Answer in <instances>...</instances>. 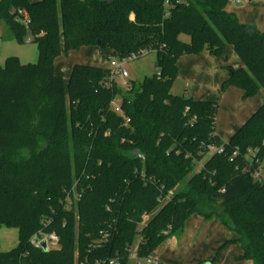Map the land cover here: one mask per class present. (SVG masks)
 <instances>
[{
	"label": "trees",
	"instance_id": "16d2710c",
	"mask_svg": "<svg viewBox=\"0 0 264 264\" xmlns=\"http://www.w3.org/2000/svg\"><path fill=\"white\" fill-rule=\"evenodd\" d=\"M229 1H0L16 41L38 47L37 62L10 56L0 66V226L18 229L0 264H151L193 213L236 235L220 250L238 242L239 260L264 264V181L245 171L250 149L264 160V102L225 142L217 100L173 91L181 56L218 57L228 44L244 66L227 65L220 90L264 89V32ZM85 46L129 61L155 53L156 72L125 88L109 84V68L77 63L66 82L56 57ZM210 143L224 151L209 153ZM39 230L56 232L60 247L31 244Z\"/></svg>",
	"mask_w": 264,
	"mask_h": 264
},
{
	"label": "crops",
	"instance_id": "0c3cea01",
	"mask_svg": "<svg viewBox=\"0 0 264 264\" xmlns=\"http://www.w3.org/2000/svg\"><path fill=\"white\" fill-rule=\"evenodd\" d=\"M247 4V0H230L228 8L234 11L242 22L246 23L247 13L244 7ZM246 24L254 25L260 29L257 25L260 23ZM87 47L96 48L97 46ZM100 49L101 54H103L102 51L104 50ZM93 51L98 55L99 50L94 49ZM234 53V47L228 44L222 55L218 57H212L208 53L183 55L178 59V75L175 80V83L180 81L181 84L185 85V92L190 97L199 100H217L219 102L215 133L225 142L230 140L234 133L264 102V89H260L251 97H246L242 89L234 86L227 88L225 91L220 90L223 81L229 75L226 66L229 64L236 68L244 66L240 57L235 56L236 53ZM86 63L108 68L107 65L95 61ZM73 66L67 61H56L55 72L66 81ZM235 237L236 235L231 234L219 218L205 219L202 215L193 213L186 220L182 234L179 237L172 236L166 239L152 252L150 257L160 264H172L176 257L182 261L213 264L212 262L209 263L211 260L207 257L209 252L222 246L228 239ZM238 245L239 248L228 250L229 252L224 255L221 264H252L248 260L238 259V255L242 253L241 244L238 243Z\"/></svg>",
	"mask_w": 264,
	"mask_h": 264
},
{
	"label": "rangeland",
	"instance_id": "374dc122",
	"mask_svg": "<svg viewBox=\"0 0 264 264\" xmlns=\"http://www.w3.org/2000/svg\"><path fill=\"white\" fill-rule=\"evenodd\" d=\"M247 6L244 7V10L247 13L246 23H260L258 27L261 31L264 32V0H247ZM31 37L28 38V41L25 43H18L13 36V33L10 27L6 24L3 19H0V66L4 65L6 59L10 56H17L22 63H35L38 60V47L37 43L31 41ZM188 39V38H186ZM101 47H81L79 49L72 50H64L59 56L56 57L55 62H63L67 61L68 63L74 65L77 63L87 64L88 61H95L96 63L107 65L110 67V59L111 52L109 50H105L103 54H101ZM99 50L98 55L94 53L93 50ZM236 53V52H235ZM234 53V54H235ZM95 55V56H93ZM235 56H238L237 53ZM239 57V56H238ZM126 68L129 72V77L126 79L117 77V82L119 85L122 84L123 81L135 80L137 82L142 81L146 76H152L156 72L155 67V53H150L144 55L140 58L133 59L127 62ZM67 81V79H66ZM173 91L175 93H186L185 85L181 84L180 81H176ZM209 156V155H208ZM208 156L205 157L208 158ZM264 175V171H263ZM184 185L179 187L177 190L183 189ZM176 190V191H177ZM175 192V191H174ZM151 215H147L145 217V221H147ZM231 234H234L229 230ZM18 244V229L15 227H10L7 225L0 226V248L3 251H9L13 249ZM135 248V247H134ZM235 250L239 248L237 242H232L229 245L225 246L220 250V247L215 248L213 251L209 252V259L212 260L213 264H221V260L225 254H228L229 249ZM135 249H132L134 252ZM172 264H199L196 262L190 261H182L176 257Z\"/></svg>",
	"mask_w": 264,
	"mask_h": 264
},
{
	"label": "built area",
	"instance_id": "2783aa9c",
	"mask_svg": "<svg viewBox=\"0 0 264 264\" xmlns=\"http://www.w3.org/2000/svg\"><path fill=\"white\" fill-rule=\"evenodd\" d=\"M1 1V0H0ZM263 1V0H262ZM19 14H21V11L19 12ZM25 14V13H24ZM22 21L27 24L28 22V17L25 14L24 18L22 19ZM129 61L128 58L126 57H122V58H111L110 59V73H111V80L109 81V84H113V81L117 79V77L126 79L127 77H129V72L126 68V64ZM122 87H127L128 83L127 80L123 81L121 84ZM111 107L112 109L120 115H123V108L121 105V101L120 99L116 96L112 101H111ZM207 149L209 151V153L211 152H223L224 151V147L218 146L215 143H210L207 145ZM257 149L253 150L250 149L248 151V165L245 168V171L249 172L251 174V176L259 181H264V175H263V171H264V160H261L257 157ZM238 152V150H236L234 152V155H236ZM254 162L257 163V165H254ZM43 240L47 241V245L49 249H55V248H59L61 245L60 242V236L56 233V232H46L44 230H39L37 231L30 239V243L33 244L34 246L40 247V244ZM131 257L134 259L136 258V249L134 250V252H132ZM148 263L151 264H160L158 262H155L154 260H152L151 257H149L147 259ZM140 263V262H138ZM108 264H118V259H111L109 260Z\"/></svg>",
	"mask_w": 264,
	"mask_h": 264
},
{
	"label": "water",
	"instance_id": "95a60500",
	"mask_svg": "<svg viewBox=\"0 0 264 264\" xmlns=\"http://www.w3.org/2000/svg\"><path fill=\"white\" fill-rule=\"evenodd\" d=\"M136 153H139V151L137 150ZM143 156V155H142ZM144 157V156H143ZM40 246L43 248V250L45 251H48L49 248H48V245H47V241L46 240H43L40 244Z\"/></svg>",
	"mask_w": 264,
	"mask_h": 264
}]
</instances>
